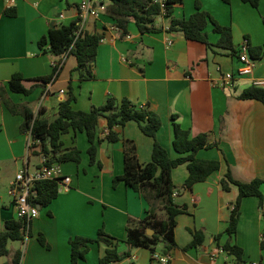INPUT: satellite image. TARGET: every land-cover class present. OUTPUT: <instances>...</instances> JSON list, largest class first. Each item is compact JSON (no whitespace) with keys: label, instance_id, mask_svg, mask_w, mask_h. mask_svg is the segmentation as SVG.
<instances>
[{"label":"crops","instance_id":"obj_1","mask_svg":"<svg viewBox=\"0 0 264 264\" xmlns=\"http://www.w3.org/2000/svg\"><path fill=\"white\" fill-rule=\"evenodd\" d=\"M79 2L15 0V5L9 7L8 0H0V84L8 89L12 76L20 73L24 86L31 90L25 94L8 89L12 101L28 105L35 114L49 120L58 117L61 103L72 88L76 94L72 107L80 111L101 106L110 97L118 101L127 98L137 105L149 103L162 118L157 138L172 158L182 155L173 145L174 116L192 137L206 133L212 146L200 149L197 157L218 160L221 167L175 196L179 205L188 208L177 217L176 246L168 250L167 244L161 242L155 252L169 254L168 264H238L235 255L220 251L231 243L243 249V264H264V205L257 196L245 197L237 232L224 233L239 190L235 185L225 190L221 184L229 171L242 182L264 178V103L240 97L245 89L264 81V54L251 55L255 62L251 74L236 77L233 87L220 86L224 72H236L240 67L238 54L246 39L250 48L264 47V0L258 8L241 0H182L174 4L177 18L190 17L199 3L219 24L230 26L235 54L216 46L220 34L212 25L207 31L213 46L208 47L187 39L182 32L168 31V20L162 17L157 25L164 30L143 33L135 22H130L128 35L124 36L106 12L99 18L89 16L84 30L104 34L92 65L94 77L82 80L75 71L76 56L70 53L63 58L57 75L46 82L42 78L53 74L56 58L40 47L39 40L52 27L77 20ZM7 10L16 15H8ZM23 122L21 114L12 113L0 100V184L10 185L27 165L35 170L43 162L39 149L29 151L28 133L21 130ZM113 130L120 135L115 142L108 139L111 128L107 117L102 116L95 163L90 162V142L85 131L70 129L62 135L63 151L80 150L81 161L59 163L63 174L71 177L70 188L59 191L58 197L44 207L46 212L41 207L39 216L32 220L35 237L28 243L23 264H70V239L76 235L94 238L101 227L119 239L118 251L123 257L113 264H161L150 249L126 242L128 226L137 225L147 216L149 203L124 182L114 185V178L125 170L126 141L136 144L138 159L146 164L152 159L154 138L146 135L135 121L116 125ZM32 157L38 160L34 167ZM188 176L187 164L173 170L174 182L180 188ZM262 192L264 195V185ZM156 209L159 219L167 217L162 204L158 203ZM11 218H17L13 202L2 220L5 223ZM196 230H204V243L186 248ZM37 233L44 234L51 249L43 247L36 239ZM220 233L224 234L216 242L214 237ZM106 248L104 243L90 244L86 259L77 264H99ZM18 250L9 249L8 256L14 258Z\"/></svg>","mask_w":264,"mask_h":264},{"label":"trees","instance_id":"obj_2","mask_svg":"<svg viewBox=\"0 0 264 264\" xmlns=\"http://www.w3.org/2000/svg\"><path fill=\"white\" fill-rule=\"evenodd\" d=\"M68 1V0H66ZM107 4L106 15L109 16L124 36L128 35V26L130 22H135L139 30L145 32H158L164 30L163 26H158L159 17L168 20V31L182 32L187 39L196 40L212 47L209 33L207 31L210 25L213 30L220 34L216 43L217 47L230 50L236 53L233 40V30L230 26L219 24L215 18L207 11L201 8L197 3L196 11L188 18H177L174 16V4L182 0H104ZM230 3L232 0H224ZM258 8L262 0H241ZM7 14L15 16L16 12L7 10ZM80 18L70 24L60 27H52L48 34L42 36L39 45L46 52L56 58V61L62 62L67 54H73L77 59L75 71L80 73L82 80L92 79V65L98 56V47L104 38L100 32L89 33L81 30L79 24ZM49 48H46L48 47ZM252 56L264 54V47L250 48ZM61 65L54 67V72L50 76L42 79L46 82L51 81L60 69ZM23 75L15 73L8 83V89L17 93L29 94L23 84ZM6 86L0 84V100L14 114H21L24 122L21 126L23 133H31L35 141H39L37 146L40 151L48 158L47 165L63 161H81L80 150L74 148L70 151H63L62 135L70 129L85 131L88 135L90 146L88 153L90 162L97 161L98 152V125L102 116L107 117L111 131L108 139L111 142L118 141L120 135L113 130L116 125L125 126L130 121H135L141 130L148 136L154 138L153 152L151 161L146 164L140 163L137 155V146L131 141H126L125 151V170L120 176L114 178V185L124 182L132 187L138 193H141L150 205L147 216L135 226H128V237L126 242L133 247H145L155 252V248L161 243L167 244L168 250L176 246L175 228L177 217L186 213V205H179L175 201V196L181 189L192 188L194 184L206 180L212 173L219 170L221 163L218 160L200 159L197 153L200 149L211 147L208 143L207 134L201 133L192 137L190 131L184 129L177 117H173L174 125V149L182 154L178 158H172L168 150L159 142L157 138L158 131L162 127L161 116L151 109L150 104L137 105L127 98L121 101L110 97L101 106L94 107L90 111L75 110L72 103L76 100V94L73 88L68 98L61 103L59 115L54 120L42 118L35 114L26 104H18L12 101L8 94ZM243 99H257L264 103V86L251 85L240 95ZM41 112V111H40ZM35 153V152H34ZM187 164L189 176L182 188L175 184L173 179V170L179 165ZM222 187L230 190L232 185L237 186L239 190L238 198L230 214L228 226L224 233L234 235L237 232L240 217L241 202L245 197L257 196L260 198L261 205H264V195L262 186L264 178L256 177L250 182L236 180L229 171L221 179ZM33 189L37 192L34 202L42 208L47 207L58 197L59 189L56 180H39L34 184ZM160 203L166 211L167 217L159 219L156 205ZM31 221L28 222L22 218L7 219L4 223V230L0 232V256L9 254L8 243L10 241L24 240ZM154 230L149 234L148 230ZM224 233L215 235L214 239L219 242ZM194 239L186 247H198L206 239L204 230L193 232ZM39 242L49 248V244L43 233L38 236ZM119 239L106 232L104 227L98 229L97 236L94 238L83 235H76L70 239L71 245V263L77 264L79 260L86 259L90 251V244L104 243L107 248L99 264H113L120 261L123 257L118 251ZM264 248V237L261 242ZM237 257L238 264H243V249L238 245L226 243L223 248ZM21 251L18 250L13 258V264H20ZM8 264V263H4Z\"/></svg>","mask_w":264,"mask_h":264},{"label":"built area","instance_id":"obj_3","mask_svg":"<svg viewBox=\"0 0 264 264\" xmlns=\"http://www.w3.org/2000/svg\"><path fill=\"white\" fill-rule=\"evenodd\" d=\"M15 5V0H8V6ZM107 4L104 0H80V20L79 24L81 30L84 29L86 20L89 16L99 18L102 13L106 12ZM240 61V67L236 72H224L222 79L220 80V86L233 87L236 77L249 75L252 73L255 62L250 54V46L246 39L238 54ZM62 62L55 61L53 66H59ZM258 85L264 86V81L258 82ZM62 92H64L62 90ZM39 141H35L31 133H28V149L29 151L39 149L37 146ZM43 162L40 167L35 170H31L29 165L20 170L15 178L10 183L9 194L13 197V203L17 209V217L26 219L28 222H32L39 216L40 205L34 202L37 192L33 189L36 181L39 180H56L58 182V189L62 191L70 188L71 177L63 174L59 163H55L51 166L47 165L48 158L42 153ZM223 252V249H220ZM153 258L159 261L161 264H168L171 260L169 254L153 253ZM250 264H259L258 262H251Z\"/></svg>","mask_w":264,"mask_h":264},{"label":"rangeland","instance_id":"obj_4","mask_svg":"<svg viewBox=\"0 0 264 264\" xmlns=\"http://www.w3.org/2000/svg\"><path fill=\"white\" fill-rule=\"evenodd\" d=\"M38 162V160L35 157L31 158V167H34L35 164ZM10 190V185L9 184H0V232L4 230V222H3V214H5V210L11 206V202H13V197L9 194ZM44 212H46V208L43 209ZM39 233L36 234V239H38ZM35 237V233L31 232V226L26 232L25 238L22 241H10L8 248L10 250H13L14 247L19 249L21 251V261L20 264H23L25 255H26V250L29 241ZM41 245V244H40ZM42 246V245H41ZM44 247V246H43ZM47 248V247H45ZM51 249V246L49 248ZM13 256H0V264L8 263V264H13Z\"/></svg>","mask_w":264,"mask_h":264},{"label":"water","instance_id":"obj_5","mask_svg":"<svg viewBox=\"0 0 264 264\" xmlns=\"http://www.w3.org/2000/svg\"><path fill=\"white\" fill-rule=\"evenodd\" d=\"M40 208H41V206H40ZM153 233H154V230L149 229V234H153Z\"/></svg>","mask_w":264,"mask_h":264}]
</instances>
